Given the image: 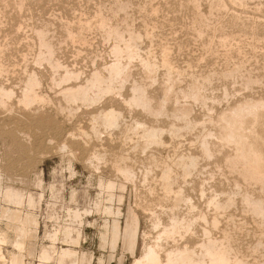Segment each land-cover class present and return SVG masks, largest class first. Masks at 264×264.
<instances>
[{"label": "rangeland", "instance_id": "374dc122", "mask_svg": "<svg viewBox=\"0 0 264 264\" xmlns=\"http://www.w3.org/2000/svg\"><path fill=\"white\" fill-rule=\"evenodd\" d=\"M122 2L124 0H0V61L3 67L6 65L3 68L0 64V86L14 92L11 100L0 97V236L3 232L7 239L0 238V264H11L17 253L22 264H41L43 250L52 253L48 264H72L71 257L64 262L59 260L64 248L74 249L79 256L83 254V263L76 264H134L136 258L155 244L157 229L152 225V212L162 214L161 218L167 221L160 205L171 206L178 189H182L184 198L190 195L198 206L191 212L185 200L180 202L176 208L180 216L191 218L192 214L202 211L207 214L209 222L214 215L217 216L218 227L199 221L192 234L178 238L177 245L196 247L195 259H202L204 253L199 243L205 237L204 228H207L216 237L230 243L239 257L251 264H264V216L255 214L246 201L250 197L264 206V184L248 181L243 173H239L243 172V166L235 163L239 156L238 146L227 139L226 129L222 128L226 124L223 115L229 114L239 103L264 100V0H238L237 3L234 0ZM120 4L127 7L121 11ZM110 29H118L125 37L131 29L137 31L142 37V56L151 57L158 65L156 81H151L153 84L149 86L151 82L144 76L139 59L130 63L124 58V63L131 67V75L123 89L124 97L131 96L134 84L143 85V79H146L145 86L157 103L162 94L160 86L166 80L167 68H163L166 66L162 63L166 56L173 69L183 73L178 84L182 88L188 87L187 83L194 77L201 81L211 79L205 91L209 97L207 104L184 99L175 93L166 103L168 111L173 112L189 106L190 102L189 117L195 121V128H186L183 120L173 116L156 119L140 110H131L123 99L108 102L110 97L88 108L81 103L76 104L78 107L71 105L78 110L70 114L69 104L59 93L57 82L67 69L81 71L80 80L84 77L86 80L95 68L102 69L112 63L115 59L112 49L118 38L109 34ZM42 36L53 47L52 59L56 58L55 61L61 64L58 69L49 65L47 52L40 45ZM83 40H88V44L85 45ZM237 47L241 51L239 48L235 50ZM234 68L236 75L228 77L226 72ZM30 78H37L40 82L36 92L44 101H36L26 109L19 101ZM110 103L122 110L128 129L121 125V129L110 134L102 128L107 126L103 123L100 137L93 136L91 113H97ZM135 119L148 126H164L166 130L173 123L184 127L180 126L181 130L174 138L165 132L162 146L146 148L140 136L142 133L135 132L134 126L130 128ZM198 121L204 123L201 125ZM84 130L91 133L90 139L82 136ZM208 130L214 133L210 139L218 150L212 158L205 156L200 146ZM133 134L136 136H131ZM125 137L128 142L124 141ZM64 143L68 145L66 148L62 147ZM135 145L139 146L136 148ZM94 149L107 150V159L95 163L87 160ZM183 155L184 158L190 155L200 157L197 169L189 177H185L186 159H180ZM120 166L132 167L134 176L130 180L125 178L118 173ZM165 166L175 172H172V180L176 190L170 194L165 192L160 178ZM101 179L113 181L116 185L108 190L101 186ZM6 186L22 193L20 203L4 197ZM216 196L217 208L209 203ZM13 212L20 216L31 214V218L25 221V233L18 234L16 224L19 220L13 218ZM117 225L122 236L115 243L112 233ZM54 234L57 235L55 239ZM17 237L22 238L23 247L15 244ZM170 242L163 248L175 245L172 240Z\"/></svg>", "mask_w": 264, "mask_h": 264}, {"label": "bare ground", "instance_id": "6f19581e", "mask_svg": "<svg viewBox=\"0 0 264 264\" xmlns=\"http://www.w3.org/2000/svg\"><path fill=\"white\" fill-rule=\"evenodd\" d=\"M234 1H235V3H237L236 1H238V0H234ZM124 2H125V0H124ZM124 2H122V3H124ZM230 2H231V0H230ZM239 2H241V1H239ZM15 3H16V1H15ZM198 3H199V1H198ZM117 6H119V5H117ZM126 7L127 6H125L123 4L122 5L120 4V6H119V8H120L121 11H123ZM20 8H21V6H20ZM226 8H227V6L224 9H226ZM114 11H116V10H114ZM155 11H156V9H155ZM112 16H114V15H112ZM199 20L202 21V19H199ZM199 20H197V21H199ZM101 22H100L101 26L102 25L104 26V24L101 23ZM100 24H97V26L100 25ZM67 26H69V25H67ZM86 26H87V24H86ZM70 30H72L71 27H70ZM83 32H85V31H83ZM80 33H81V30H80ZM68 34H72V33H68ZM109 34L110 35H115L118 38V42L113 46V49H112V52H113V54L115 56V59L112 61V63H110L108 65H105L102 69L101 68L99 69L98 67L95 68L94 72L93 73L91 72L92 74L90 73L91 75L88 78H86V80H84L85 77H84V79H82V80H84L83 82H81L82 80H80L81 79V73H80L81 71L79 72V71H76V70H69V69H67L66 72H65V70H64V72L66 74L57 82V85L60 88V92L59 93L64 97L66 103L69 104V106H68L69 107V110L68 111H70V114L72 115V114L75 113V111L78 110V109L76 110V108H74L71 105L77 106L76 104L81 103V104H84V106L86 105L87 108H88L91 105L100 104V102H102L105 98L110 97L109 100H108V102H114V101H116L118 99H123L124 102H126V104L131 108V110H134V109L140 110L143 113H146V115H152L156 119H160L162 117H170V116L172 117L173 116L174 118L176 117L179 120H183L186 128H189V129L195 128L194 125H196V124L193 123L195 121H192L190 119V117H189L190 112H191V109L189 107V106H191L189 104L190 102L187 101L189 106H187L185 108H182V107H181L182 109L181 108L180 109H178V108L175 109L176 107L173 108V109H175L173 112L172 111L171 112L168 111L167 106H166V103H167V101L170 98H172L171 95L173 93H175L176 96L182 95L184 97V99L187 98V99H189L191 101H198V102H200L202 104H207V101H209L208 100L209 97L207 96V94H206L205 91H207L206 90V86H207V84H210L208 82L211 79L210 80L205 79V80L201 81L200 79H197L198 77H194L193 79H191V77H190L191 82L190 83H187L188 87L182 88L178 84L180 83L179 82L180 79L182 80L181 77H182L183 73L180 72V71H176L177 69L174 70L175 68L171 66V64H170V62L168 60V57L166 56V57H163V61L161 60L162 63L164 64V66H166V67H163V68H167V70H166L167 72H165L166 73V76L164 75L166 77V80L163 81V83H162L161 86L159 85L161 87L162 94H161V96L158 95L159 98H157L158 99L157 100V103H156V100H155L154 96L151 95L148 92V88L145 86L146 79H143V78L142 79L145 82L144 81H142V82H144V84L143 85H141V84H134L132 86V89L130 87V89H131V96H128V97L125 96L124 97L123 89L125 88V84L128 81V79H129V75H131V72H130V68L131 67L129 65H126L124 63V58H127L130 61V63L133 62L135 59H139L140 64H141V68L143 69L142 72L144 73V76L147 77V79L150 80L149 82L156 81L155 80V77H156L155 74H156V72L158 70L157 69L158 68V65H157V63H155L156 60H155V62H153L152 61V58L150 56H149L150 59L149 58H144L142 56V54H141L142 53L141 52V41H140L142 37H141V35L137 31L134 32L131 29V31H129V34L127 33L128 34L127 37H125L118 29H112V30L110 29L109 30ZM71 37H72V35H71ZM84 37H85V35H84ZM82 39H85V38H82ZM83 41H85V40H83ZM87 41H85V45L88 44ZM40 43L39 44L42 47H44L45 50H46V52H47V59L50 61L49 65L51 64L50 65L51 67L53 66L55 69L56 68L58 69V67H60L61 64H60L59 61H55V60H57L56 58H55V60L52 59L54 50H53V47H52L51 43L49 41H47L45 38H43V36L41 38V42ZM113 44H114V42H113ZM167 44H168V42L165 45H167ZM1 46H3V45H1ZM168 48H170V46H168ZM238 48L239 47L235 48V50L238 49ZM0 49H1V47H0ZM171 50H169V51H171ZM162 51H164V49H162ZM239 51H241V49ZM38 52H39V50H38ZM38 54H37V56H39ZM168 54H170V53H168ZM0 55H1V53H0ZM149 55H151V54H149ZM162 55H164V54H162ZM23 59L25 60L24 57H23ZM38 60H40V59H38ZM161 61H159V63ZM44 62H47V61H44ZM0 64H2V67H3V63H1V61H0ZM172 65H174V64H172ZM241 65H243V64H241ZM62 66H64V68H65V65H62ZM5 67H6V65L3 68H5ZM232 68H233V66H232ZM132 69H133V67H132ZM237 69H240V68H237ZM7 70H8V68H7ZM226 73H227V76L228 77H233V76L236 75L237 70H235V68H234V70L230 69V71H228ZM33 75H35V74H33ZM140 81H138V82H140ZM149 84L152 85L153 83L151 82V83H148V85ZM247 84H249V83H247ZM39 85H40V82L38 81L37 78H30L29 79V82H28L27 86L25 87L26 89H24L25 91L23 93V96L21 97V99L19 101L21 104H23V106H25L24 108H26V109L30 108L36 101H39V102L40 101L41 102L44 101V98L42 96H39L37 94V92H36V89L39 87ZM153 93H154V91H153ZM13 95H14L13 90H8V89L5 88V86L4 87H1L0 86V97L1 98L7 99V100L8 99L11 100V97ZM125 95H127V94H125ZM214 99H216V98H214ZM4 104L7 105L8 103L5 102ZM184 106H186L185 103H184ZM66 107H67V105H66ZM61 110H63V107L61 108ZM169 110H172V109L170 108ZM223 117H224V120L226 121V124L225 125L222 124L224 126V127L222 126V128L223 129L224 128L226 129L227 139L230 140V141H234L237 144V146H238V150L237 151H239V156L236 158L237 160H236L235 163H237V162L239 164L241 163L242 164L241 166H243L242 167L243 168V172H239V173H243V177L246 178L248 181L249 180H254V181L258 182V183L264 184V100H262V101H260V100L259 101H256L255 100L254 102H251V103H249V102H245V103H241V104L239 103V105H238L237 108L235 107L233 110H231V112L229 114L223 115ZM223 117L221 116V118H223ZM211 119H213V118H211ZM224 120H222V121H224ZM124 121H125V119H123V112H122V110L121 111L118 110L113 103H110L108 106H106L105 108L99 110L97 113H95V112L93 114L91 113V122H92L91 123L92 124L91 127H92V130H93V132H92L93 133V136L100 137V135L102 134V131H101V128L100 127L103 126V123H105L107 126L105 125L106 127H102V128L107 129V132H109L110 134L114 130H116V129L117 130L118 129H121V127H122L121 125H125V127L127 128L126 124H124ZM210 121L211 120H209L208 122H210ZM219 121H221V120H219ZM211 122L213 123L215 121L212 120ZM198 123H199V121H198ZM201 123H199V124H201ZM206 123H207V121H206ZM171 124H170V126H171ZM182 125H180V126H182ZM131 126H134L135 132H136V130H139L142 133V134H140V136L143 139V141L145 142L146 145L144 144V146L146 148H150L153 145L162 146L165 143V141H164V133L165 132L169 133L170 136H172V138H174L175 136L177 137V133L181 130V127L180 126H177L174 123L172 124V126L170 128L168 127L169 130H166V129L163 128L164 126H162V128L155 127L153 125L152 126H148L144 122L139 121L138 119H135L134 120V122L132 123V125H130V128H131ZM183 127H184V125H183ZM203 127L205 128V126H203ZM126 128H125V130H126ZM130 128H129V132H130ZM209 129H211V128H209ZM122 130H124V129H122ZM131 130H133V129H131ZM209 131L210 130L207 131L208 132L207 135L204 136V134H203L204 137L201 139L200 146H201V150H202L203 154H205V156H207L208 158H210V157L212 158V157L215 156V152L217 153L218 150L217 151L215 150V148H214L215 144L210 139V138H212L214 136V133L212 131H210V132ZM124 133H126V132L124 131ZM126 134H128V133H126ZM134 134L131 135V136H136ZM90 135H91V133H89L87 130L86 131L84 130L83 133H82V136L84 138L87 137V136L89 137ZM137 135H139V134H137ZM226 135H224V136H226ZM224 136H223V138H224ZM128 137H125V140L124 141H127L126 139ZM198 137H199V135H198ZM219 137L221 138V136H219ZM84 138H83V140H85ZM89 139H90V137H89ZM198 139L199 138H197V140ZM216 139H217V137H216ZM137 142H139V141H137ZM139 145H135L136 148ZM225 145H227V144H225ZM66 146H68V145L66 143H64V145L62 147L63 148H66ZM140 146L142 147V145H140ZM229 146H231V145H229ZM153 148H155V147H153ZM141 149H143V148H141ZM106 151L95 150L94 149V151L91 152L90 156H88V159L87 160H90V161H92L94 163L95 162H98L100 160L101 161L102 160H105V159H107V156H108V152H106ZM235 152H236V150H235ZM154 154H152V155H154ZM123 156H125V155H123ZM198 156L197 155H190V156H187L186 158H184L185 155L181 156L182 158H180V159H186V161H185V163H186V165H185V177H189V175L194 170L197 169L198 164H199V161L198 160L200 158V157L198 158ZM153 157H155V156H153ZM230 157L232 158V156H230ZM233 157H236V156H233ZM181 162H183V160ZM166 164L167 163H165V165ZM177 164H179V163H177ZM127 165H129V164H127ZM170 166H165V168L163 169V172L161 171L162 174H160V175H162L160 178L163 181L162 184L164 185V190H166L165 192L168 193V194H170L171 192H173L174 190H176L173 187V184H174L173 183L174 181L172 180V172L173 171H172V168ZM177 167H178V165H177ZM231 167H232V165H231ZM157 168H159V166ZM239 168H238V170H239ZM149 169H152V168H149ZM117 170H118V173H121L125 178H128L129 180L135 174V170L132 167H130V166H124V167L120 166V167H118ZM153 171H155V170H153ZM231 171H233V170H231ZM144 172H145V170H144ZM148 173L149 172H147V174ZM173 173L175 174V172H173ZM160 175H158V176H160ZM177 175H178V173H177ZM153 177H155V175L154 176L152 175V178ZM235 181L237 182V180H234V182ZM100 184H101L102 187H104V188H106L108 190L112 189L116 185V183L113 182V181H110V180L105 181L103 179H101ZM235 185H237V184H235ZM260 187L263 188L264 186L263 187L260 186ZM7 189H10V187H8ZM245 193H247V192H245ZM237 194H238V192H237ZM237 194H235V195L237 196ZM174 195H175V192H174ZM247 195H249V192H248ZM183 196H185V194L182 191V189L181 190L178 189L177 194L175 195L176 200L173 198L174 199V202H173V204L171 206L168 205L169 208L166 207V206L164 207L162 204L160 205L161 208H162V211L167 216V218H166L167 221L166 220H163V218H161L160 215H162V214L158 215V214H156L155 211L152 212V217H153L152 220H151V221H153L152 222V225H153L154 228L157 229V231H156L157 232V235L155 236L156 237V241L154 242L155 244L152 247H149V249L146 250V253L143 256L136 258L134 264H251L250 261L247 262V260H244L243 258L239 257L238 254H236L234 252V248L231 246L230 243H228V242L220 239L221 237L220 238L219 237H216L212 233V231L209 230V229H207V228H204V231L203 232H204V236L205 237L199 243L200 250L204 253V257L202 256L203 257L202 259H195V255L197 253V248L196 247H193V246L191 247V245L190 246L189 245H183V246L177 245L176 243L178 241H180V240H178V238L179 239L181 237L182 238L183 237L185 238V236H187L188 234H192L193 231H194V226L199 221H205L207 223H210L213 226V228L218 227V218H217V216L214 215V217L212 218V221L209 222V219H208L207 214L203 213L202 211L201 212L198 211L199 213L197 212V215H195V214L193 215L192 214L191 218L190 217L187 218V216L186 217L185 216H180L177 213L178 211L176 210V208L179 207L180 202H182L184 200L187 202V204H188L189 209H190L191 212L193 210H195V209H198V206L196 205L195 202H193V200L191 199L192 197H190V195H187L186 198H184ZM217 196L214 197V198L212 197V199L209 201V203L211 205H214L216 208L219 206V201H218ZM165 197H167V196H165ZM245 197H246V195H245ZM5 198L11 201L14 197H12L11 196V192L8 191L7 192V195L5 196ZM256 198H258V197L256 196ZM260 199L263 200L262 198H260ZM228 200H231V199L228 198ZM246 201L248 202L247 204H249V206H251L253 208V210L252 209H250V210L254 211L255 214H257L258 216L259 215L260 216H264V206L262 205V203L260 201H256V199L255 200H252V199H250V197H247L246 198ZM227 202L228 201L226 200V203ZM227 204H231V202H228ZM185 206H186V204H185ZM227 208H229V207H227ZM8 209H10V208H8ZM146 209L148 210V208H146ZM219 209L220 208H218V210ZM153 210H155V209H153ZM221 210H223V209H221ZM12 216H13V218H16V219L19 220L17 222L18 224H16V228H17L18 234L25 233V231H26V225L25 224L28 221L27 218H25L24 216H20L19 214H16L14 212L12 213ZM263 220H264V218H263ZM224 233H226V232H224ZM112 235H113L114 242L117 243L116 242L117 239H119V237L121 238V236H122V231H121V228L119 227V225L116 226V228L113 231ZM224 235L225 234H223V236ZM1 237L3 239L5 238V235L3 234V232H2V234L0 236V238ZM18 237H17V239H15V244L17 246H20L21 247L22 246V243H23L22 240H21L22 238H18ZM229 239L230 238L228 237V240ZM258 239H260V238H258ZM152 240H155V239H152ZM171 240L173 242H175V245L174 246L171 245V247L168 246L167 248H163V245L165 244V246H166V243L168 245H170L169 242ZM1 242H3V241H1ZM185 242H186V240H185ZM135 246H136V241L133 242V253H134ZM74 252H75V250H74ZM20 257L21 256L18 255V253L15 254L14 257H13V259H12L11 264H22V261H21V258ZM22 259H23V257H22ZM83 261H84V256L82 257V262L81 261L80 262L83 263Z\"/></svg>", "mask_w": 264, "mask_h": 264}, {"label": "crops", "instance_id": "0c3cea01", "mask_svg": "<svg viewBox=\"0 0 264 264\" xmlns=\"http://www.w3.org/2000/svg\"><path fill=\"white\" fill-rule=\"evenodd\" d=\"M7 187H10V189H7ZM10 191L11 192V196L14 197L11 201L14 203H20L23 199V195L22 193L17 190L14 189L11 186H6V188H4V197L7 195V192ZM25 218H27V220H29V218H31V214H28V216H24ZM68 232V231H67ZM57 237L56 234L53 235V239H55ZM73 251V252H72ZM76 252V251H75ZM74 252V249L71 248H67V249H62L61 254H60V261L64 262L65 259L67 258H72V264H76V263H81L82 262V257L83 254L81 253L80 256L77 255V253ZM52 253H50L49 250H43L41 252V257L43 258V262L41 264H48V260L52 257L51 255ZM81 257V258H80ZM80 258V259H79ZM75 259V260H74ZM81 261V262H80Z\"/></svg>", "mask_w": 264, "mask_h": 264}]
</instances>
